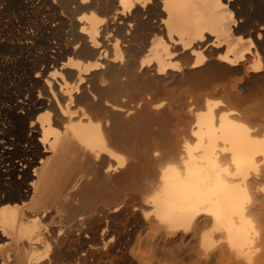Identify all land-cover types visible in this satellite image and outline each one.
Returning <instances> with one entry per match:
<instances>
[{
    "label": "bare ground",
    "instance_id": "1",
    "mask_svg": "<svg viewBox=\"0 0 264 264\" xmlns=\"http://www.w3.org/2000/svg\"><path fill=\"white\" fill-rule=\"evenodd\" d=\"M0 264H264V0H0Z\"/></svg>",
    "mask_w": 264,
    "mask_h": 264
},
{
    "label": "rangeland",
    "instance_id": "2",
    "mask_svg": "<svg viewBox=\"0 0 264 264\" xmlns=\"http://www.w3.org/2000/svg\"><path fill=\"white\" fill-rule=\"evenodd\" d=\"M190 241H191L190 238L186 239L184 245L188 244Z\"/></svg>",
    "mask_w": 264,
    "mask_h": 264
}]
</instances>
